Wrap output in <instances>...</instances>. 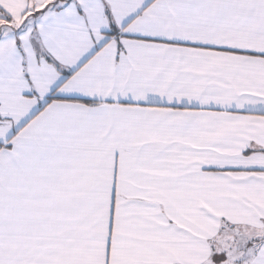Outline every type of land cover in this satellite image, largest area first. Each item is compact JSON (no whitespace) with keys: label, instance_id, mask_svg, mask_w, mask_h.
Masks as SVG:
<instances>
[{"label":"snow or ice","instance_id":"6c2138e0","mask_svg":"<svg viewBox=\"0 0 264 264\" xmlns=\"http://www.w3.org/2000/svg\"><path fill=\"white\" fill-rule=\"evenodd\" d=\"M0 264H264V0H0Z\"/></svg>","mask_w":264,"mask_h":264}]
</instances>
